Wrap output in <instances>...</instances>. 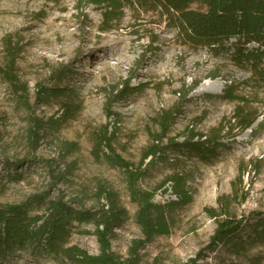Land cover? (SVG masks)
I'll list each match as a JSON object with an SVG mask.
<instances>
[{"label": "rangeland", "instance_id": "obj_1", "mask_svg": "<svg viewBox=\"0 0 264 264\" xmlns=\"http://www.w3.org/2000/svg\"><path fill=\"white\" fill-rule=\"evenodd\" d=\"M123 4V13L106 24L104 7L86 0H0V205L45 196V203L63 198L88 210L106 204L98 201L100 188H106L128 212V220L114 230L117 237L111 241V251L126 261L132 242L142 233L126 174L104 156H95L96 137L109 126L115 134V153L147 171L138 188L157 190L153 202L177 201L171 181L177 174L191 196L190 204L168 212L171 233L142 248L139 264L238 260L230 245L206 251L217 223L230 217L243 221L235 241L245 243L251 256L264 257V84L250 81V71L235 65L227 47L217 54L187 45L161 8L145 0ZM191 8L205 10L198 1ZM9 36L18 51L15 74L27 90V105L4 74ZM59 70L67 75L62 81ZM219 80L224 83L219 94L201 91L206 83ZM227 85L234 86L235 95L244 101L217 99ZM127 86L128 95L116 94ZM40 87L63 89L67 98L44 102L39 99ZM67 104L76 113L65 122L60 115ZM238 106L257 115L250 130L229 125ZM175 109L176 123L158 144L155 121L162 110ZM109 110L114 114L110 119ZM35 120L46 123L36 149L29 138ZM221 126L224 146L217 159L204 161L192 152L167 149L169 140L183 143L191 130L206 135ZM157 144L162 156L146 158ZM11 175L22 179L13 180ZM94 231L92 224L76 225L68 246L100 255ZM4 264L74 263L18 255Z\"/></svg>", "mask_w": 264, "mask_h": 264}, {"label": "trees", "instance_id": "obj_2", "mask_svg": "<svg viewBox=\"0 0 264 264\" xmlns=\"http://www.w3.org/2000/svg\"><path fill=\"white\" fill-rule=\"evenodd\" d=\"M86 1L94 6L104 7L105 22L110 24L123 13V2L128 0ZM196 1L204 4L205 10L192 9L191 5ZM145 2L155 8H161L173 19L180 37L187 45L196 48L206 47L217 54L227 47L232 51L231 57L235 65L250 71V81L264 84V0H145ZM10 39V36L6 39L8 63L4 74L10 85L20 90L24 96L23 103L27 105L25 99L27 90L20 84L15 74L18 51ZM57 73L61 81L67 76L60 70ZM197 86L196 84L189 91L196 89ZM127 88L128 86L112 94L116 93L121 98L125 97L128 95L125 93H129L125 91L128 90ZM188 94L185 93L183 98L187 99ZM57 97L67 98V94L60 88L56 90L41 88L39 99L42 101ZM216 98L229 102L244 101L243 98L235 95V87L232 85H227L222 94ZM177 112L176 109L162 110L155 121L159 134L154 137V140L158 144H161L171 133V127L176 123ZM75 113L74 106L67 104L62 108L60 118L66 122L73 119ZM106 115L109 119L114 116L110 110ZM257 119L256 114H247L238 106L232 117L234 123L231 124V121L229 125L232 129L237 126L240 130L246 131L254 126ZM53 121L54 118H51L50 123L53 124ZM44 125H46L45 122L35 120V124L29 130L30 142L35 149ZM108 128L109 126H106L96 137L95 156L96 158L104 156L116 168L123 170L126 174L131 203L137 205L135 221L142 233V238L132 242L129 258L126 261H120L119 257L111 251V241L117 237L114 230L128 220V212L117 202L115 193L106 188H100L98 201L106 200V204L100 208L87 210L73 207L63 198L45 203V196H33L25 203L0 205V264L7 263L18 255L30 256L32 259L36 257L64 258L74 264H139V251L142 248L156 237L171 233L168 212L192 202L191 196L183 189L184 179L178 174L171 178L177 201H170L164 205L153 202L157 190L148 192L138 188V183L146 177L147 171L143 169L142 164L139 167L132 166L115 153L112 144L115 134L109 132ZM223 131V126L206 135L197 134L191 130L190 136L183 143L168 139L170 144L167 149L192 152L204 161L217 159L218 150L224 146L221 141ZM158 144L147 152L146 158L156 157L158 154L162 156L163 151ZM13 168H18V165ZM11 178L22 179L20 175H11ZM234 197L237 198V195ZM36 209H44V213L40 215ZM242 222L230 217L217 223L206 251H216L221 246L230 245L231 250L239 258L231 261L224 260L220 264L264 263V257L251 256L245 243L235 241L242 231ZM91 224L95 226L94 233L101 248L98 256H90L81 248L68 246L76 225ZM203 253L202 251L199 257L203 256ZM191 264H196V261H191Z\"/></svg>", "mask_w": 264, "mask_h": 264}, {"label": "bare ground", "instance_id": "obj_3", "mask_svg": "<svg viewBox=\"0 0 264 264\" xmlns=\"http://www.w3.org/2000/svg\"><path fill=\"white\" fill-rule=\"evenodd\" d=\"M224 83L219 81H215L214 83H206L201 91H209L212 92L214 94H219V92H221V90L223 89Z\"/></svg>", "mask_w": 264, "mask_h": 264}]
</instances>
